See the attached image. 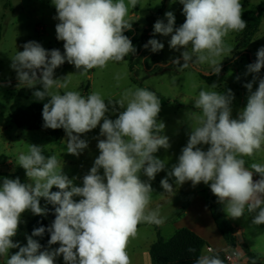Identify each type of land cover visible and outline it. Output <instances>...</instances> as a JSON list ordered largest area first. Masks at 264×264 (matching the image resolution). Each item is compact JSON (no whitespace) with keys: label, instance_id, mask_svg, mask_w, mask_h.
<instances>
[{"label":"clouds","instance_id":"obj_1","mask_svg":"<svg viewBox=\"0 0 264 264\" xmlns=\"http://www.w3.org/2000/svg\"><path fill=\"white\" fill-rule=\"evenodd\" d=\"M185 21L175 25V15L165 13L167 23L157 20L154 34L169 36V47L179 51L173 65L188 68L190 62L214 66L213 74L221 72V62L215 59L224 51V37L246 28L242 19L241 0H179ZM59 21L55 26L57 40L63 41L64 51L46 50L40 43L29 41L23 51H17L10 67L16 72L18 85L34 89L38 101L50 96L43 104V127L63 129L67 137V153L79 157L89 143L83 134L99 126V155L82 178V186L63 173L55 155L45 157L41 146L31 144L28 154H20L19 166L30 182L19 177L4 178L0 185V257L4 264H56L62 256L64 264H131L127 245L137 234L142 222L161 225L159 209L150 210L153 188L151 181L165 170L166 163L158 158L161 148L170 147L163 134L165 124L158 122L161 101L144 88L128 90L123 98L108 101L99 93L86 98L79 91L60 94L53 88H67V76L54 78L55 69L65 62L83 73L104 68L109 61L120 62L136 49L124 34L131 29L125 17L128 6L124 0H52ZM135 7L137 0H129ZM191 46V51H189ZM159 52L164 44L152 38L143 46ZM181 59L183 63L181 64ZM163 66V65H162ZM247 73L257 74L244 85L247 103L232 118L234 93L200 90L194 107L201 110L197 125L191 128L178 162L160 181L164 191L171 192L175 184L190 181L193 186L204 183L232 219L255 213L252 223L264 225V165L253 163L245 167L244 156H252L264 144V78L258 76L264 68V47L258 49L256 61L246 66ZM239 79V77H237ZM258 87L253 91V83ZM42 86V89L37 87ZM213 84L212 87H215ZM122 109L117 118L108 113ZM111 105V109L109 107ZM103 137V138H101ZM201 145H208L203 150ZM101 169L103 174H101ZM258 174L259 179H254ZM147 180H142L141 176ZM58 191H51L53 187ZM74 197H80L79 201ZM41 198L53 205L55 219L47 228H34L21 246L14 242L21 216L31 211L46 216ZM50 234L48 249L33 237ZM58 244L59 247L52 248ZM10 249H18L9 255ZM190 252L195 249L190 248ZM208 253L213 249L208 248ZM194 264H224L218 255H200Z\"/></svg>","mask_w":264,"mask_h":264},{"label":"rangeland","instance_id":"obj_2","mask_svg":"<svg viewBox=\"0 0 264 264\" xmlns=\"http://www.w3.org/2000/svg\"><path fill=\"white\" fill-rule=\"evenodd\" d=\"M124 2L128 6L125 20L131 24V29L124 34L131 39L136 49L135 53L129 54L120 62L109 61L106 67L93 68L87 73L80 72L74 65L65 62L55 69L54 78H63L68 75L67 88H53L51 91H58L60 94L66 91H79L85 98L95 92L108 103L110 100H120L128 90L144 88L154 92L157 97L161 96L170 100L161 109L159 120L165 124L163 134L169 138L170 147L161 148L154 154L164 160L166 167L156 175L155 180L151 181L153 192L150 194L148 206L150 210L159 209V215L164 223L161 225L140 223L136 236L131 238L127 245L131 264H151L149 250L159 235L169 239L179 228L185 227L186 225L182 224L189 220L190 223L193 222L192 220L197 221L209 231L210 245L221 244L220 238L223 237L214 232L205 215L198 214L192 218L189 216L186 220L183 219L184 208L194 197L197 201L201 198L207 201V197H210L212 193L210 187L204 183L193 186L190 181L178 185L175 184L174 178H170L169 183L173 185V190L167 192L161 187L160 181L178 162L181 150L187 144L191 128L198 126L196 117L202 113L200 109L194 107V102L200 90L224 93L231 89L235 97L231 105L234 119L238 118L240 110L246 106L249 93L244 85L251 82L253 76L257 75L247 73L246 66L256 61L258 49L264 47V13L258 18H250L247 13L257 11L262 0H241L242 19L247 22V26L239 32L230 31L223 38L225 51L215 58L218 63L221 62V72L215 75L213 74L214 66L208 62L203 64L190 62L188 68L173 65L171 61L180 57L183 49L177 51L169 47L171 34L169 36L154 34L153 26L158 19L167 23L166 12L174 13V27L183 24L185 16L182 12L183 5L179 0H137L135 7L129 3V0ZM55 16L56 8L52 0H0V78H17L16 72L10 67L11 59L15 57L17 51H23V45L26 42L36 41L46 50L59 49L63 53L64 42L56 38L55 26L59 21L54 18ZM152 38L164 44L161 51L153 53L150 47L149 49L143 47ZM201 74L214 76L208 82L201 77ZM258 76L264 78L262 72ZM213 84L216 86L212 87ZM257 87L258 80L253 83L252 90L255 91ZM22 88V86L0 88V112L4 114V120L0 124V185L4 178L19 177L22 183L30 182L25 170L19 166L18 158L20 154H28L30 145L34 144L42 147V154L45 157L55 155L63 173L69 179H73L76 186H82L83 176L99 155L97 139H95L99 136V126L81 136V139L88 141L89 147L79 157L68 154L67 137L62 128L58 129L55 135H50L44 130L19 128L12 122V106ZM109 107L111 109L112 106L109 105ZM116 108V113L111 111L108 113L109 118H117L118 112L122 109L118 104ZM200 147L206 151L209 146L201 145ZM242 158L249 166L253 163L264 165V144L252 156ZM101 174H103L102 169ZM141 179L147 180V177L142 175ZM79 199L80 197H74L76 201ZM222 206L224 208V205ZM254 215L255 213H249L245 209L242 217L238 219L227 217V219L232 226L238 224L246 228V233L242 234L244 242H250L253 252L259 254L264 263V225L253 224ZM34 222L38 224V227L43 225L47 228L50 225L47 215L36 216L30 210L25 211L13 241L19 242L21 246L26 245V237L30 235L29 226ZM51 247L56 248L59 245ZM16 251L18 249H10L9 255ZM225 253L230 256L229 264H247V256L239 242H236L235 247L230 244V249ZM4 259L6 261V258L0 257V264H4ZM56 264H64L62 256L57 257Z\"/></svg>","mask_w":264,"mask_h":264},{"label":"trees","instance_id":"obj_3","mask_svg":"<svg viewBox=\"0 0 264 264\" xmlns=\"http://www.w3.org/2000/svg\"><path fill=\"white\" fill-rule=\"evenodd\" d=\"M263 13L264 0H262V2L259 4L257 11H249L247 14L250 18L255 19L260 17ZM260 72L264 74V68H262ZM213 76L214 75L212 74H201V77L208 82L211 81ZM17 85V78H0V88L15 87ZM19 86H22L23 88L19 91L12 106V122L15 123L19 128L25 130H44L50 135H55L58 129L53 130L43 127V104L48 102L50 96H46L43 101H38L33 95L34 89L32 90L25 88L23 85ZM37 87L42 89V86L40 85H37ZM158 98L161 101V109L170 101L169 99L161 96H158ZM160 113L158 114V122L160 120ZM29 115L30 117H27ZM3 120L4 114L3 112H0V124L3 122ZM245 167L251 170V166L248 164H245ZM256 176L259 178L258 174H256ZM51 191H58V189L54 187ZM40 203L42 207H46L48 209L47 216L49 217V223L51 225L55 219L54 207L53 205L47 203V201L44 199H41ZM207 204L218 231L226 242L231 244L232 247H235L236 242H238L236 238L237 231L235 227L232 226L228 221L227 215L223 211L222 204L218 202L217 197L212 193L210 197H207ZM37 227L38 224L36 222L29 226L28 230L30 235L33 229ZM33 239L38 240V242L42 245L41 249H45L48 246L47 242L50 239V234L45 232L43 237H33ZM241 247L248 258L247 264H264L261 261L260 255L251 251L247 243H242ZM190 248L195 249V251L190 252ZM207 248H211L208 241H206L193 230L183 227L178 229L169 239L159 235L157 241L154 242L150 247L149 256L151 264H194L196 259L200 255H203L204 250ZM210 255H218L224 264H228L226 253L224 251H214Z\"/></svg>","mask_w":264,"mask_h":264},{"label":"crops","instance_id":"obj_4","mask_svg":"<svg viewBox=\"0 0 264 264\" xmlns=\"http://www.w3.org/2000/svg\"><path fill=\"white\" fill-rule=\"evenodd\" d=\"M249 169V168H248ZM250 170V169H249ZM254 179H259L256 175H254ZM192 200V199H191ZM198 214H203L206 216L207 218V221L208 223L212 226V229L214 230V232L218 235L220 234L218 232V229L216 228V225L212 219V216H211V213L209 211V208H208V204H207V201L206 199L204 198H201L197 201L196 197L193 198V200L184 208V220L187 219V217L191 216L194 217ZM228 217V216H227ZM229 218V217H228ZM230 219V218H229ZM183 220V221H184ZM190 221V220H189ZM189 221L185 222L184 224L182 225H186L185 227L193 230L194 232H196L198 235H200L201 237H203L206 241L210 240V233L208 230H206L205 228H203V226H201L200 223H197V221L195 220H192L193 222L190 223ZM233 223V222H232ZM234 227L236 229V231H240L243 235L246 233V228L241 226V225H238V224H234ZM180 229V228H179ZM222 237V235H221ZM223 239V238H222ZM221 240V244H218L217 246H212L210 245V247L213 249V252H218V251H227L228 249H230V244H228V242H226L224 239ZM246 239V237H245ZM247 241V240H246ZM209 242V241H208ZM210 243V242H209ZM247 245L249 246L250 250L253 251V249L251 248L250 246V242H246ZM208 249V248H207ZM207 249L204 250L203 252V255L205 252H207ZM212 252V253H213ZM211 253H208L207 252V255H210ZM247 258V257H246ZM248 260V258H247ZM247 263V261H246Z\"/></svg>","mask_w":264,"mask_h":264},{"label":"water","instance_id":"obj_5","mask_svg":"<svg viewBox=\"0 0 264 264\" xmlns=\"http://www.w3.org/2000/svg\"><path fill=\"white\" fill-rule=\"evenodd\" d=\"M236 238L240 244L244 243V239L242 237V233L240 231L236 232Z\"/></svg>","mask_w":264,"mask_h":264},{"label":"built area","instance_id":"obj_6","mask_svg":"<svg viewBox=\"0 0 264 264\" xmlns=\"http://www.w3.org/2000/svg\"><path fill=\"white\" fill-rule=\"evenodd\" d=\"M226 258H227L228 264H229V258H230V256L229 255H226Z\"/></svg>","mask_w":264,"mask_h":264}]
</instances>
